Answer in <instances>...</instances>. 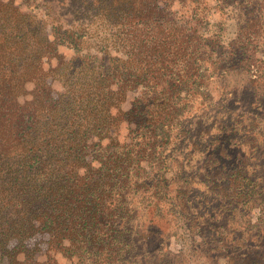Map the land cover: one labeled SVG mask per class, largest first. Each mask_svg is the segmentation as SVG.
Instances as JSON below:
<instances>
[{
  "label": "trees",
  "instance_id": "obj_1",
  "mask_svg": "<svg viewBox=\"0 0 264 264\" xmlns=\"http://www.w3.org/2000/svg\"><path fill=\"white\" fill-rule=\"evenodd\" d=\"M23 1L0 0V261L174 264L165 236L193 228L198 204L176 156L235 130L226 78L264 77V0H69L73 26ZM226 6L240 19L223 44L209 13ZM217 102L212 125L194 124Z\"/></svg>",
  "mask_w": 264,
  "mask_h": 264
},
{
  "label": "rangeland",
  "instance_id": "obj_2",
  "mask_svg": "<svg viewBox=\"0 0 264 264\" xmlns=\"http://www.w3.org/2000/svg\"><path fill=\"white\" fill-rule=\"evenodd\" d=\"M15 2L28 7L23 0ZM34 2L38 5L36 11L48 23L57 19L64 26L81 24L79 10L69 0ZM238 9L234 6L210 9L209 26L214 31L221 24L218 33L223 44L235 36L240 19ZM89 35L88 45L92 47L100 43L104 34L91 31ZM257 43L262 59L257 61V69L264 73V24ZM59 51L65 56L72 54L66 45H60ZM231 73L226 78L231 93L223 102L226 115L223 124L235 130L211 141V145L209 140L199 137L195 143L200 149L184 157L182 146L176 156L193 165L196 191L191 197L198 204L193 228L184 223L173 235L165 236L174 264H264V77L253 84L248 80L250 72ZM218 105L219 102L212 112L205 110L204 120L196 118L198 113L193 116L194 124L197 121L200 126L212 125L220 117ZM48 264L78 263L59 254Z\"/></svg>",
  "mask_w": 264,
  "mask_h": 264
}]
</instances>
